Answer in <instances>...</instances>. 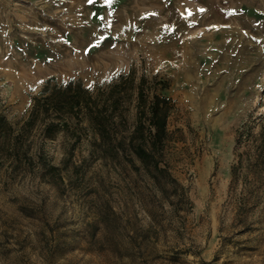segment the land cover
<instances>
[{"label": "rangeland", "instance_id": "374dc122", "mask_svg": "<svg viewBox=\"0 0 264 264\" xmlns=\"http://www.w3.org/2000/svg\"><path fill=\"white\" fill-rule=\"evenodd\" d=\"M74 49L101 64L65 68ZM131 68L169 82L166 158L188 200L172 208L86 138L59 183L0 159V264H264V0H0L13 126L49 76L93 85ZM63 142H45L53 164Z\"/></svg>", "mask_w": 264, "mask_h": 264}, {"label": "trees", "instance_id": "16d2710c", "mask_svg": "<svg viewBox=\"0 0 264 264\" xmlns=\"http://www.w3.org/2000/svg\"><path fill=\"white\" fill-rule=\"evenodd\" d=\"M168 86L167 79L145 74L137 77L132 68L93 85L75 76H49L32 97L25 118L15 126L0 113V159L13 167L24 164L32 170L36 166L42 178L59 183L76 145L86 138L89 156L143 175L152 195L158 194L176 209L188 197L166 158L169 143L174 140L168 128L174 109L173 99L165 92ZM248 129L246 123L241 125L236 145ZM59 136L65 154L62 164L56 165L50 161L45 142ZM257 148L255 157L259 159L264 156V128ZM79 167L71 165L75 176Z\"/></svg>", "mask_w": 264, "mask_h": 264}, {"label": "bare ground", "instance_id": "6f19581e", "mask_svg": "<svg viewBox=\"0 0 264 264\" xmlns=\"http://www.w3.org/2000/svg\"><path fill=\"white\" fill-rule=\"evenodd\" d=\"M84 54H86V51H84L82 49H77V50L74 49L73 54H70L69 58L66 59L65 61H63L64 67L70 68L72 65L79 64L81 67H84V68L86 66H91L93 69H95L98 67V65L101 64L100 61H95L92 65H88V63L85 62L86 60L84 59V56L86 57V55H84Z\"/></svg>", "mask_w": 264, "mask_h": 264}, {"label": "snow or ice", "instance_id": "6c2138e0", "mask_svg": "<svg viewBox=\"0 0 264 264\" xmlns=\"http://www.w3.org/2000/svg\"><path fill=\"white\" fill-rule=\"evenodd\" d=\"M88 2L89 3H93L94 2V0H88ZM112 2V0H105V3H111ZM200 11H204L203 9H200ZM101 19H103V18H101Z\"/></svg>", "mask_w": 264, "mask_h": 264}]
</instances>
